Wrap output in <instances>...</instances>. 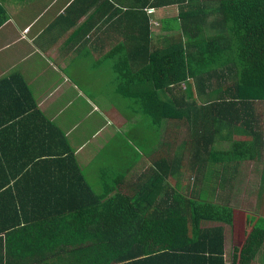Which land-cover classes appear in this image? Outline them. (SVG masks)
Listing matches in <instances>:
<instances>
[{
  "label": "trees",
  "instance_id": "trees-1",
  "mask_svg": "<svg viewBox=\"0 0 264 264\" xmlns=\"http://www.w3.org/2000/svg\"><path fill=\"white\" fill-rule=\"evenodd\" d=\"M126 9L132 48L113 56L117 106L139 115L137 138L157 149L154 161L126 182L116 168L89 175L67 146L51 151L64 138L36 134L32 146L28 124L47 123L30 85L36 62L0 64V264H32L22 257L43 250L82 264H227L222 226L230 264H263L264 218L230 204L242 161L262 170L253 185L264 192V0H129ZM149 9L179 11L158 15L154 34ZM7 20L0 7V26ZM65 74L86 93L84 71ZM210 223L219 226L202 227Z\"/></svg>",
  "mask_w": 264,
  "mask_h": 264
},
{
  "label": "crops",
  "instance_id": "crops-1",
  "mask_svg": "<svg viewBox=\"0 0 264 264\" xmlns=\"http://www.w3.org/2000/svg\"><path fill=\"white\" fill-rule=\"evenodd\" d=\"M0 7L8 14L7 22L0 26V64L8 62L10 71V67L19 62L31 60L36 62L39 73L30 85L47 123L45 128L40 123V131L38 119L28 124L26 133L32 146L37 144L36 134L41 140L49 134L57 140L64 138L63 147H54L51 151L61 152L67 146L77 164L89 170L91 176H99L102 167L116 168L124 172L128 182L146 172L157 149L144 150L134 122L139 115L129 119L117 106L123 95L117 91V59L114 58L129 56L132 48L126 14L129 0H0ZM161 14L173 16L175 12L160 11L158 15ZM158 15L152 12L149 18L155 22ZM151 30L154 34L159 32L155 25ZM71 71H84L89 76L91 82L85 87L86 93L65 74ZM103 76L106 85L97 80ZM40 148V154L47 150L45 143H41ZM261 173L262 170L256 171L254 176L259 177ZM243 176H237L234 191L239 177ZM252 193L264 195L255 190ZM238 204L235 200V206L230 205ZM218 226L210 223L202 227ZM222 227L225 259L230 264L232 233L228 227ZM45 252L36 253L32 258L22 257V260L27 263L33 260L32 264H68L70 261V264H82L76 262L74 256L70 259ZM173 261L179 263L178 258ZM154 262L152 259L150 264Z\"/></svg>",
  "mask_w": 264,
  "mask_h": 264
},
{
  "label": "rangeland",
  "instance_id": "rangeland-1",
  "mask_svg": "<svg viewBox=\"0 0 264 264\" xmlns=\"http://www.w3.org/2000/svg\"><path fill=\"white\" fill-rule=\"evenodd\" d=\"M179 9L175 10V15L178 14ZM154 25H157L156 22H154ZM221 149H228L229 145L224 144L223 146H220ZM251 162V161H250ZM242 164H245V167H241L239 169L240 173L242 171L243 177H239V183L237 184V190L233 192V200L231 205L235 206V200L238 201V205L236 206L240 209H243V211L249 213L248 211H253L255 215H258V217L264 218V195L263 194H256L251 192L254 189V181L256 180V176L254 174L256 171L259 173V167H257V170H253V164L249 162L242 161ZM249 181V182H248ZM212 225V224H211ZM264 264V262H263Z\"/></svg>",
  "mask_w": 264,
  "mask_h": 264
},
{
  "label": "clouds",
  "instance_id": "clouds-1",
  "mask_svg": "<svg viewBox=\"0 0 264 264\" xmlns=\"http://www.w3.org/2000/svg\"><path fill=\"white\" fill-rule=\"evenodd\" d=\"M147 12H148V13H152L153 11L149 9Z\"/></svg>",
  "mask_w": 264,
  "mask_h": 264
}]
</instances>
